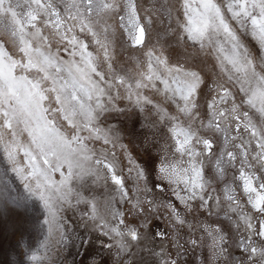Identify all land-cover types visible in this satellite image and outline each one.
Masks as SVG:
<instances>
[{
  "label": "snow or ice",
  "instance_id": "6c2138e0",
  "mask_svg": "<svg viewBox=\"0 0 264 264\" xmlns=\"http://www.w3.org/2000/svg\"><path fill=\"white\" fill-rule=\"evenodd\" d=\"M0 161V264H264V0H0Z\"/></svg>",
  "mask_w": 264,
  "mask_h": 264
},
{
  "label": "rangeland",
  "instance_id": "374dc122",
  "mask_svg": "<svg viewBox=\"0 0 264 264\" xmlns=\"http://www.w3.org/2000/svg\"><path fill=\"white\" fill-rule=\"evenodd\" d=\"M127 132L133 135H130L131 139H134L136 143H139L140 139H142L143 129L140 127V118L132 117L127 123ZM11 185V190L5 192L4 190L7 188V185ZM26 196V192L20 181L15 177V175L11 171L5 170V165L2 161H0V205H3L5 202L9 204L10 207L15 208V205L11 204L9 197L15 199L19 202H23ZM22 211V209H20ZM37 214L35 211V206H31V210L29 215ZM73 219H76L73 216ZM162 223V222H161ZM26 240L31 239L36 245L40 243V237L37 233L33 232L31 228H29L28 234L25 237ZM15 240L11 234V222L9 221L4 225L2 229H0V250L3 253L7 254L9 259L15 260L16 254L14 251ZM167 246V245H166ZM77 250L83 252V249L78 248H68L61 252L59 255L55 256L54 264H73V260L76 261H84L85 257L83 255L73 256L70 253H75ZM206 249H198L194 255H192L189 259L194 260L196 256L205 255Z\"/></svg>",
  "mask_w": 264,
  "mask_h": 264
}]
</instances>
